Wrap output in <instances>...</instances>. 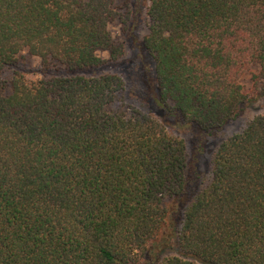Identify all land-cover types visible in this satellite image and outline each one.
<instances>
[{
  "label": "trees",
  "instance_id": "trees-1",
  "mask_svg": "<svg viewBox=\"0 0 264 264\" xmlns=\"http://www.w3.org/2000/svg\"><path fill=\"white\" fill-rule=\"evenodd\" d=\"M263 96L264 0H0V264H264Z\"/></svg>",
  "mask_w": 264,
  "mask_h": 264
},
{
  "label": "rangeland",
  "instance_id": "rangeland-1",
  "mask_svg": "<svg viewBox=\"0 0 264 264\" xmlns=\"http://www.w3.org/2000/svg\"><path fill=\"white\" fill-rule=\"evenodd\" d=\"M113 36L118 39L122 40L125 39V35L122 31V26L117 23H112L109 26ZM147 29L145 27V24L140 19L139 21V29L138 34L140 38H143L146 34ZM128 53L127 55L118 63L112 64L110 69L114 72L119 73L125 82V91H124V97L123 101L119 104H115V108L119 110H125L126 112L130 113L131 111L137 109L140 110L143 113H151L152 110L155 111V100L153 97V86L149 83L148 88H145V85L140 82L138 79L137 74V65L135 57L137 56V49L136 47L131 44V42H128ZM27 54V53H26ZM100 55L103 57H108L109 54L107 51H101ZM27 61L30 64V67L32 68V72L28 73V78L35 79L38 77L37 70L40 67L41 59L36 56H30L27 54L26 57ZM150 67L149 74L151 76L154 74V64L150 63L148 65ZM246 84H250V81L246 80ZM264 113V96L260 97L258 100H256L250 107H248L245 111V113L237 118L236 120L229 123L216 137H206L205 139V152L203 154V157L201 159V167L205 168L208 166L209 159L211 157L212 151L215 147H217L218 143L233 134L234 132L240 130L245 122L252 118L253 116L257 114ZM167 120L168 129L175 134H178L181 137H184L185 139L189 140L190 134L188 131L178 125H176L175 120L171 118H165ZM189 144V142H188Z\"/></svg>",
  "mask_w": 264,
  "mask_h": 264
}]
</instances>
